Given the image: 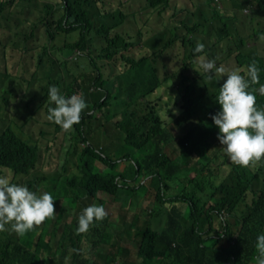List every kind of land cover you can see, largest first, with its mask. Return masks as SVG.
Instances as JSON below:
<instances>
[{
    "label": "trees",
    "instance_id": "trees-1",
    "mask_svg": "<svg viewBox=\"0 0 264 264\" xmlns=\"http://www.w3.org/2000/svg\"><path fill=\"white\" fill-rule=\"evenodd\" d=\"M13 1L0 0V17L5 18L0 22V97L8 104L12 94L5 88L8 77L12 79L5 56L8 47L22 52L17 64L29 62L36 53L37 66L43 59L56 60L54 50L66 51L69 59L63 60L67 74L71 76L70 86L79 90L87 107L80 122L71 130L77 141L83 143L77 157L80 175L73 177L66 189L50 185L38 192L39 188L32 180L27 183L30 191L37 195L52 192L56 215L29 231L30 240L28 237L21 240L11 231V226L6 225V230L0 232V264H65V256L48 254L56 238L50 236L49 225L57 224L67 212H78L94 200L101 201L103 192L116 195L120 190L124 192V202L129 195L142 192L144 197H150L168 209L160 231L149 227L133 230L131 224L126 225L125 233H134L132 239L137 245V263L249 264L254 260L258 255L256 239L264 234V178L257 184V174L251 167H240L227 161L220 142L209 140L215 128L211 117L220 111L216 100L219 88L227 77L219 79L213 75L209 82L196 58L210 53L216 60L218 55L229 69H246L255 62L259 69V83L251 84L249 91L256 96V106L264 108V94L260 92L264 86V0H206L216 22L229 19L234 27L233 31H222L220 47L216 43L195 42V27L178 20L187 28V34L179 33L177 26L169 28L168 41L152 52L154 57L165 61L163 78L145 71L143 61L148 50L139 53L136 48L143 38L134 40L121 34L117 28L125 22L127 12L135 15L138 10H145L160 16L171 6V0H142L143 4L135 10L125 6V1L118 0L114 21L109 6L102 0H96L101 3L98 8L103 9L100 21L90 16L91 0H42L44 14L37 18L44 30L45 39L41 44L29 42L36 35L37 22H30L32 28L25 32L22 30L26 19L6 15L5 7ZM218 3L233 8L222 14ZM248 4L254 11L251 21L257 16L255 10L258 7L262 8V15L255 26L242 34L237 26L240 16L234 7L243 8ZM174 9L176 11L175 6ZM69 35H75V40L67 42ZM176 41L180 45H176ZM198 42L205 46L201 53L195 52ZM119 78L123 79L121 88ZM171 85L175 91L172 96L174 108L154 109L145 101L149 91L161 93ZM47 95L48 91L39 99L38 106ZM116 95H122L121 101L114 102ZM119 101L125 104L120 113L112 109ZM200 105L206 107V113L196 111ZM146 108L149 113L143 114ZM95 112L100 115L93 129L92 114ZM5 119L2 117L0 121V175L10 171L11 182L21 184L22 178L28 177L37 167L36 150L12 128L3 126ZM171 120L177 124L175 131L166 127ZM175 134L180 136L175 137ZM100 135H105L106 141L115 140V143L99 146L96 140H100ZM263 167L264 160L259 166L260 172ZM223 170L225 172L221 175ZM78 199H82L79 208ZM240 205L245 211L238 213ZM216 220L223 229L222 234L215 229ZM98 223L102 229L94 228V236L99 238L110 222L106 216ZM65 225L63 221L58 226L57 230L62 234ZM77 228L75 226L66 234L71 239L73 252L77 253L69 259V264H98V258L107 254L95 250L89 254L79 253L82 234L77 233ZM185 231L196 245L184 263L157 258L162 253L164 240L183 235Z\"/></svg>",
    "mask_w": 264,
    "mask_h": 264
},
{
    "label": "rangeland",
    "instance_id": "rangeland-1",
    "mask_svg": "<svg viewBox=\"0 0 264 264\" xmlns=\"http://www.w3.org/2000/svg\"><path fill=\"white\" fill-rule=\"evenodd\" d=\"M103 3L109 6V11L112 14V21L117 16V7L119 5L118 0H102ZM125 6H128L131 10L138 9L143 4L142 0H123ZM261 1V0H257ZM47 3V2H46ZM44 1L42 0H14L6 5V15L12 14L13 17H20L27 20V23L22 31L29 32L32 28L30 22H37L39 27L36 30V35L29 39V42L42 43L44 41L43 26L37 20L39 16L44 14L43 9ZM97 5L101 3L96 0H91V6L89 7L90 16L97 21L102 19L103 9H99ZM176 8V11L174 9ZM218 9L222 14L227 13L232 9V6L223 7L218 3ZM234 9L240 16L237 21V26L240 33H246L251 26H255L257 19L262 15V8H257L255 13L257 16L250 20V16L254 13L251 4L244 6L243 8L237 7ZM247 10V11H244ZM178 20H183L188 25L194 26L193 40L203 41L206 44L216 43L220 47V35L224 29L230 31L234 30L231 20L227 19L224 22L215 21L212 17L211 11L206 0H171V6L167 7L165 12L160 16H157L154 12L149 14L145 10H138L135 15L127 12V18L125 22L117 28L124 36H129L134 40L143 38V41L139 42L136 48L139 53L142 50H148L145 54L147 56L146 63L152 61L154 56L153 51H156L169 39V28L177 26L178 32L187 34V28ZM5 18L0 17V22H4ZM178 21V22H177ZM75 35L68 36L67 42L73 41ZM249 43V41H248ZM176 45H180L179 41H176ZM6 59L8 70L11 73V77H8V81L5 85L6 89H10L12 94L9 96L8 104L5 103L3 97H0V121L2 117H6L3 122V126H9L24 140L31 148H35L37 156V167L31 171L27 176L23 177L21 184L29 188L31 180L35 187L39 188L40 192L42 187L48 189L50 185H60L62 189L70 187L71 179L80 175V171L77 169V157L82 148L81 142L73 136L70 131L63 130L59 125L47 119L48 108L55 107L54 103L50 102L48 95L45 100L39 105V99L43 94L48 91L49 86H56L59 88L60 93L66 98L73 94H79V90L70 86L71 76L67 74V68L64 63L65 58L69 59V55L66 51L59 52L54 50V57L56 60L43 59L41 65L37 66L35 61L37 54L34 53V57L29 62H21L17 64L21 57L20 50H13L10 47L6 49ZM200 56H206L208 59H212L209 54H202ZM198 56V57H200ZM216 56V55H215ZM198 57L196 60L198 61ZM217 66L224 65L220 56H216ZM159 70L156 75L159 78H163L164 72L161 64H158ZM198 69L197 67H195ZM145 69V68H144ZM179 76V75H178ZM179 78V77H178ZM118 86H123V79H118ZM170 85V82H168ZM122 95L114 99L120 100ZM148 103L156 108L160 107H172L170 98L167 97V93L164 90L161 93L156 91H149L145 98ZM210 100V98L208 97ZM211 103V100H210ZM10 104V106H8ZM38 106V107H37ZM211 107V105H210ZM125 108V104L122 102L114 103L112 109L115 112H121ZM32 111V114L30 113ZM196 111L199 113H206V107L200 105L196 107ZM94 116L92 128L94 129L97 124V119L100 112L92 114ZM216 127V132L210 138L211 140L217 139L219 129ZM180 135L175 134V137ZM101 141H97L99 146L106 144H114L115 140L106 141L105 135L99 136ZM151 152V151H150ZM260 163V162H259ZM259 163L251 167L254 172L257 171ZM92 161L91 165L93 166ZM225 170L221 171V175ZM221 175L219 177H221ZM263 179V176L259 177L257 184ZM217 181H220L219 179ZM28 183V184H27ZM30 190V188H29ZM52 195V192L47 191ZM59 192V191H58ZM105 193V192H103ZM101 193V201L94 200L91 205H103L107 212V219L110 224L105 227L104 233L100 237L94 236V228L100 230L102 227L98 221H95L90 225L89 230L82 234L81 250L89 254L91 250H95L99 254L106 255L104 258H98V264H105V261L111 260L110 250L122 249L123 253L121 258L128 264L135 259L137 253V245L133 242L134 233L131 231L129 235L125 233L126 225L131 224L132 229H143L149 227L154 230H161L163 227L167 209L165 205L156 204L150 197H144L143 193L138 192L136 194L129 195L127 201H123L124 194L119 193L117 195H105ZM42 194V193H41ZM249 198L247 199V201ZM82 199L77 200V208L82 204ZM90 206V205H89ZM245 211L243 205L238 208V213ZM81 211L67 212L64 214L59 222L55 225H49L52 233L50 236L55 235L56 238L51 243V250L48 253L53 255L60 252L65 253V264H69V259H72L73 247L70 246L71 239L66 237L68 232H71L74 227H78V218ZM65 221V227L63 234L58 231V226L61 222ZM215 229L219 234L222 232L219 220L214 221ZM58 229V230H57ZM28 233V232H27ZM19 235L22 240L23 237L32 239V236ZM86 237L90 238L87 239ZM48 238V234H47ZM210 240H208L209 242ZM44 255H46L44 253ZM93 257V256H92ZM141 264V262H139ZM249 264H256V259L252 260Z\"/></svg>",
    "mask_w": 264,
    "mask_h": 264
},
{
    "label": "clouds",
    "instance_id": "clouds-1",
    "mask_svg": "<svg viewBox=\"0 0 264 264\" xmlns=\"http://www.w3.org/2000/svg\"><path fill=\"white\" fill-rule=\"evenodd\" d=\"M204 47L202 43L198 42L195 52H203ZM164 63L163 59L154 57L152 61L146 63L144 68L146 72L156 74L159 70L158 64H161L164 68ZM198 63L203 73L207 74L209 82L213 80V75L219 79L227 77L219 88L216 99L220 105V111L211 117L213 123L219 129L217 140L223 146L227 161L230 160L231 163L245 168L254 167L260 162L256 172L251 168L252 172L257 174L256 182H258L260 176L264 178V167L262 172L259 171V166L264 160V108L256 106V96L252 91H249L251 84L259 83V69L256 63L252 62L246 69H229L224 65L217 66L215 59H208L206 56L198 57ZM260 92L264 94V86H261ZM164 93H167V97L170 98L173 106L160 108H174L175 104L172 102V96L175 93L174 87L172 85L167 86ZM117 97L116 95L115 98ZM48 99L54 103L55 107L48 108L47 119L59 125L65 131L72 130L73 125L80 122L81 114L87 107L82 94H73L66 98L56 86H49ZM148 105L150 104L148 103ZM150 106L154 109H160ZM148 113L149 110L146 108L143 114ZM176 126V122L171 120L166 127L175 131ZM12 131L15 132L13 129ZM215 132L216 127L211 137ZM210 138V141L216 140ZM119 193L124 194L122 190L117 192V194ZM103 194L107 195L106 193ZM54 201V198L48 192L37 195L36 192L30 191L25 185L12 183L10 171L0 175V232L6 230V225H10L11 231L18 235H24L42 225L45 220L54 219L56 215ZM106 216L107 212L103 205L93 204L86 207L78 218L77 233H86L94 220L102 221ZM195 245V241L186 231L183 235L170 236L163 241L162 253L157 258L163 259L165 262L184 263L190 250ZM255 248L258 252L255 258L256 264H264V234L257 237ZM108 253H111L112 257L110 261H105V264H128L121 258L122 249L110 250ZM76 254V252H73L72 256ZM59 255L64 256L65 253L60 252ZM136 258L137 253L131 264H139L136 262Z\"/></svg>",
    "mask_w": 264,
    "mask_h": 264
}]
</instances>
